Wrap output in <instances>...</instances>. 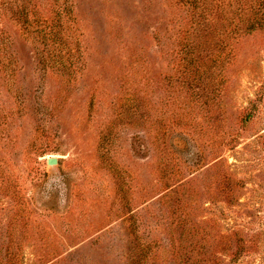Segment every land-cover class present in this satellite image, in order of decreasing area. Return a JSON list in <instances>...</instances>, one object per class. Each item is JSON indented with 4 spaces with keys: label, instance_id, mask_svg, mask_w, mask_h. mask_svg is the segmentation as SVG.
I'll return each mask as SVG.
<instances>
[{
    "label": "rangeland",
    "instance_id": "rangeland-1",
    "mask_svg": "<svg viewBox=\"0 0 264 264\" xmlns=\"http://www.w3.org/2000/svg\"><path fill=\"white\" fill-rule=\"evenodd\" d=\"M243 1L0 0V264H264Z\"/></svg>",
    "mask_w": 264,
    "mask_h": 264
},
{
    "label": "trees",
    "instance_id": "trees-1",
    "mask_svg": "<svg viewBox=\"0 0 264 264\" xmlns=\"http://www.w3.org/2000/svg\"><path fill=\"white\" fill-rule=\"evenodd\" d=\"M187 1L190 3V5H192L193 9L196 11L197 17L199 19V22L197 25L201 26L211 21L210 24L212 28L207 30L204 26V28H202L203 33L205 32L207 33L208 31L211 32L215 37H217V40L219 44L221 45V43H223L224 41L223 37L224 38L228 37V33L225 34L224 31L217 29V27L211 20L213 19L214 15L220 18H222L223 16L222 11L218 8L219 3L215 5L217 9H214V7L210 4L212 3L211 0H187ZM243 2L245 4V9L242 12L243 14L236 13L233 11H232V14L235 15V17L237 18H241L242 16H245V18L247 17L248 24L246 26V32H249V31L251 32L252 30L256 28L262 29L264 27V0H259L260 4L258 7H255L250 3L248 4L247 3L248 0H244ZM249 15L251 16V19L248 18ZM22 17H25V16L23 15ZM237 28L238 27L235 28V24H234V28H232L231 31L235 33ZM219 44L216 43L215 46L217 47L219 46Z\"/></svg>",
    "mask_w": 264,
    "mask_h": 264
},
{
    "label": "water",
    "instance_id": "water-1",
    "mask_svg": "<svg viewBox=\"0 0 264 264\" xmlns=\"http://www.w3.org/2000/svg\"><path fill=\"white\" fill-rule=\"evenodd\" d=\"M57 161V158L55 156H49L46 158V163L49 165L55 164Z\"/></svg>",
    "mask_w": 264,
    "mask_h": 264
}]
</instances>
